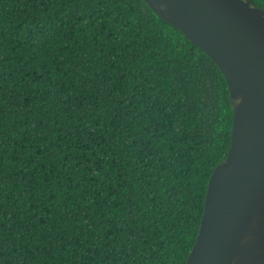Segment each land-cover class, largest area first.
Masks as SVG:
<instances>
[{
  "label": "trees",
  "instance_id": "obj_1",
  "mask_svg": "<svg viewBox=\"0 0 264 264\" xmlns=\"http://www.w3.org/2000/svg\"><path fill=\"white\" fill-rule=\"evenodd\" d=\"M232 120L145 0H0V264H185Z\"/></svg>",
  "mask_w": 264,
  "mask_h": 264
},
{
  "label": "water",
  "instance_id": "obj_2",
  "mask_svg": "<svg viewBox=\"0 0 264 264\" xmlns=\"http://www.w3.org/2000/svg\"><path fill=\"white\" fill-rule=\"evenodd\" d=\"M217 64L231 141L212 170L185 264H264V9L251 0H145Z\"/></svg>",
  "mask_w": 264,
  "mask_h": 264
}]
</instances>
